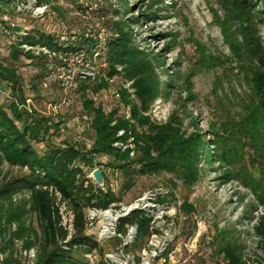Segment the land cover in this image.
<instances>
[{"label":"rangeland","instance_id":"1","mask_svg":"<svg viewBox=\"0 0 264 264\" xmlns=\"http://www.w3.org/2000/svg\"><path fill=\"white\" fill-rule=\"evenodd\" d=\"M80 1L82 3L78 4L73 0H58L55 4L60 10L50 7L42 16H34L29 10L17 12L8 0H0V19L9 13L18 25L11 37H0V56L7 64L13 62L26 81L23 94L26 102L11 93L7 82L0 81V103L8 107L19 100L22 102L20 108L29 111L31 117L37 113L54 122L64 120L61 125L63 136L58 137L53 128L55 135L41 145L43 149L47 148L48 142L58 143L64 137L73 144L90 147L94 142V131L89 126V118L84 115L78 80L79 74L90 70V66L56 65L47 76L43 90L37 91L32 88L31 79L38 70L28 60H12L11 44L20 37L19 33L23 34L22 31L64 34L66 39L70 27L67 21H73L80 23L88 35L101 40L104 46L112 31L108 21L151 14L152 17L142 19L140 25L131 28L142 49L149 54H160L165 65H157L159 79L165 80L166 71L172 76V86H163L164 92L152 106V117L157 122H166L173 116L182 119L189 133L202 131L214 149L210 161L202 164V177L195 186L187 187L174 179L178 187L173 189L170 180L175 177L166 172L159 176L137 177L118 204L129 205L158 187L173 191L175 201L171 202L176 208L178 235L169 246L168 256L172 254L176 260L172 264H181L186 258L194 264H226L219 252V244L237 239L246 260L264 264V255L249 219L264 210V206L258 207L257 194L259 186L264 184V165L254 166L250 142L238 143L229 132L232 124L246 122L243 118L252 116L255 105L261 104L264 0H128L127 7L122 0ZM104 60H97V69L106 66L101 63ZM122 85L124 80L118 77L108 90L90 95L107 111L121 107L129 114V108H123L122 98L117 93ZM108 162V156H96L95 164L88 169L89 176L99 163L110 172L106 167ZM4 173L12 177L20 171L4 165ZM110 178L113 188L119 192L126 177L116 171ZM261 195L264 197V191ZM185 200L194 204L195 212L188 214L180 210ZM88 233L94 235L95 230L92 233L89 228ZM118 243L119 240L111 239L99 244L105 253ZM148 244L149 237H145L130 248L137 263ZM15 253L20 264L36 262V249L26 250L20 241L15 245ZM6 256L0 253V264ZM18 262L14 261L15 264ZM160 264L168 262L161 260Z\"/></svg>","mask_w":264,"mask_h":264},{"label":"trees","instance_id":"2","mask_svg":"<svg viewBox=\"0 0 264 264\" xmlns=\"http://www.w3.org/2000/svg\"><path fill=\"white\" fill-rule=\"evenodd\" d=\"M28 1L8 0L11 8L18 2ZM33 1L38 6L47 4L49 8L60 10L55 4L58 0ZM73 1L82 3L80 0ZM122 2L127 7L128 0ZM150 17L151 14L142 13L108 21V28L112 31L104 46L101 40L88 35L80 23L73 21H67L70 27L66 39L64 34L37 30L28 35L19 34L20 37L11 44L12 60H28L38 70L31 79L32 88L37 91L43 90L52 67L64 64L63 56L86 54L94 74H79L78 80L84 115L89 118V126L94 131V142L90 147L73 144L64 137L60 141L62 143L48 142L46 149L41 148L50 137H54L53 128L58 137L63 136L61 125L64 120L54 122L50 117L37 113L31 117L29 111L22 110L21 101L26 102L23 95L25 78L13 62L7 64L0 56V81L7 82L11 93L21 100L12 102L8 107L0 103V240L3 242L0 253L7 255L1 264L18 262L15 245L19 241L26 250L36 249L35 264H92L88 254L100 251L105 255L107 250L104 253L97 237L88 233L87 215L90 208H108L122 202L125 191L133 186L137 177L171 173L175 177L170 180L173 189L178 187L174 179L187 187L195 186L201 179V166L210 161L214 149L203 132L189 133L184 128L183 120L176 116L166 122H157L151 114L153 104L164 92L163 86H172V76L166 71L165 80L159 79L157 65H165L161 62L160 54H149L142 49L131 28ZM68 31L76 32L70 34ZM23 44L47 47L51 54L26 50ZM103 58L105 60L101 63L106 66L97 69V60ZM118 77L124 80V85L117 93L122 98L123 108H129V114L123 112L121 107L107 111L90 95L96 96L108 90L111 82ZM261 93V104L255 105L252 116L243 118L246 122L240 125L232 124L229 130L234 141L241 144L250 142L254 166L264 165V88H261ZM120 131L125 133L119 135ZM132 152L135 153L133 156ZM96 156H108L110 160L106 166L110 172L103 168L102 163L93 167L102 168L105 176L103 187L88 172L89 167L95 164ZM4 165L20 173L8 177L4 173ZM116 171L126 177L119 192L113 188L110 180V174ZM50 189L60 192V202ZM263 191L264 184L258 188V207L264 206ZM173 195L170 201H175ZM20 196L21 200L17 202ZM61 203L75 213L73 233L62 224ZM180 210L190 214L196 208L185 200ZM249 219L264 255V210ZM131 224L139 226L138 241L150 237L151 218L144 211H135L124 217L119 229L125 231ZM219 247L226 264H254L245 259L239 239L220 242Z\"/></svg>","mask_w":264,"mask_h":264},{"label":"built area","instance_id":"3","mask_svg":"<svg viewBox=\"0 0 264 264\" xmlns=\"http://www.w3.org/2000/svg\"><path fill=\"white\" fill-rule=\"evenodd\" d=\"M14 8L17 12L29 10L34 16H42L48 9L49 5L38 6L35 1L18 2ZM18 28L13 17L9 13L2 15L0 19V37H11L13 31ZM22 31V30H19ZM21 35H28L31 32L22 31ZM26 50H36L37 53L43 51L45 54H51L47 47H33L27 44L22 45ZM64 64L73 66H90L85 53L70 54L63 56ZM65 61L67 63H65ZM71 68V67H70ZM74 67H72L73 70ZM87 74H94L92 68L86 71ZM125 131H120L119 135H123ZM127 148L128 145L117 143ZM135 153L132 152L133 156ZM51 193L57 197L60 202L61 194L58 191L50 189ZM173 191L167 187H158L146 192L143 196L134 200L131 204H112L108 208L93 207L88 210V230L95 234L98 241L119 240L115 247L108 248L105 255H99L96 251L88 254L92 264L104 262L106 264H160L161 260H165L168 264L175 263L176 260L171 254L169 246L178 235V225L175 222L176 208L172 207L170 197ZM164 199L165 201H160ZM62 224L71 233L74 232L75 213L69 209L65 203H61ZM63 209L66 213L63 214ZM135 211H144L151 218L152 233L149 237V244L144 248L141 261L137 263L136 256L130 248L136 243L138 237L139 226L131 224L127 226L125 231L119 229L121 220L129 216ZM165 255V257H164ZM181 264H194L192 260L186 258Z\"/></svg>","mask_w":264,"mask_h":264},{"label":"water","instance_id":"4","mask_svg":"<svg viewBox=\"0 0 264 264\" xmlns=\"http://www.w3.org/2000/svg\"><path fill=\"white\" fill-rule=\"evenodd\" d=\"M91 177L94 179V181L100 185V186H104L105 185V176L103 173V170L101 167H96L92 173H91Z\"/></svg>","mask_w":264,"mask_h":264}]
</instances>
